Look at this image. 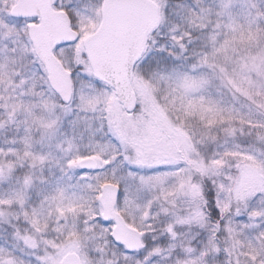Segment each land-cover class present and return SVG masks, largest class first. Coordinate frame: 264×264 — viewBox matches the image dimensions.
Segmentation results:
<instances>
[{
    "label": "snow or ice",
    "instance_id": "6c2138e0",
    "mask_svg": "<svg viewBox=\"0 0 264 264\" xmlns=\"http://www.w3.org/2000/svg\"><path fill=\"white\" fill-rule=\"evenodd\" d=\"M0 264H264V0H0Z\"/></svg>",
    "mask_w": 264,
    "mask_h": 264
}]
</instances>
